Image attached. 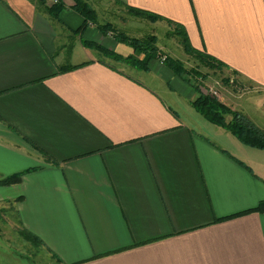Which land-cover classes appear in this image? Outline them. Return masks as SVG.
<instances>
[{
	"label": "crops",
	"instance_id": "0c3cea01",
	"mask_svg": "<svg viewBox=\"0 0 264 264\" xmlns=\"http://www.w3.org/2000/svg\"><path fill=\"white\" fill-rule=\"evenodd\" d=\"M116 1L249 82L218 98L264 132V0ZM52 3L0 0V180L35 168L0 202L22 230L57 264H264V215L220 221L264 201V149L201 120L192 83L158 59L108 64L83 41L132 50Z\"/></svg>",
	"mask_w": 264,
	"mask_h": 264
},
{
	"label": "rangeland",
	"instance_id": "374dc122",
	"mask_svg": "<svg viewBox=\"0 0 264 264\" xmlns=\"http://www.w3.org/2000/svg\"><path fill=\"white\" fill-rule=\"evenodd\" d=\"M86 1L90 3L102 22L106 24L110 23V26L114 29L118 28V30H115L119 33L127 36L130 35L128 36L129 38L138 39L154 35L156 37L155 46L157 49L159 48L158 53L160 54L157 59L160 61L166 56H170L182 62L184 67L191 73L187 74V76L185 75L186 78H188L194 86H198L199 91L210 93L217 98L221 89H227L232 93L244 95L253 92L252 85H250L249 82L226 73L222 66L217 65L216 67V64H212L211 67H209L208 65L206 66L199 63L198 60L186 54L180 43V39L175 35L169 36L175 29H172L166 22H162L160 25H153L151 23H155L158 20L152 22L144 18L133 17L128 13V8L122 7L116 0ZM97 22H100L98 18ZM111 35L112 32L108 36L115 42L124 45L122 47L127 48L125 50L131 49L130 46L119 42ZM106 49L110 50L108 48ZM110 51L115 52L114 50ZM104 59L106 58L104 57ZM107 60L108 64L121 71L129 72L128 67L132 68L125 63L116 62L111 58H107ZM162 64H164V61ZM192 70H196L195 72L200 74L201 77L195 75ZM195 94L197 97V93ZM201 118L202 117H200V119ZM16 207V202L13 201L0 202V264H57L47 252L40 248L39 243L35 241H26L23 238V230L17 219Z\"/></svg>",
	"mask_w": 264,
	"mask_h": 264
},
{
	"label": "trees",
	"instance_id": "16d2710c",
	"mask_svg": "<svg viewBox=\"0 0 264 264\" xmlns=\"http://www.w3.org/2000/svg\"><path fill=\"white\" fill-rule=\"evenodd\" d=\"M71 1L73 2L72 9H74L84 18L83 25L78 29V32L82 30L86 22L89 21L93 24L98 25L99 29H101L103 33L111 31L114 39L130 46L133 54L127 57H122L121 55L107 50L106 48L95 42L83 41V45H85L86 47L97 49L105 58H111L116 62H122L134 69L143 71H146L148 69V66L152 60L159 57L160 54L158 53L159 50L155 46L156 37L154 35L147 36L143 39L129 38L127 35L116 31L113 27L110 26V24L99 25L97 22V14L88 1ZM63 7L64 0H57L55 3H52L50 5L48 11L51 15L56 16ZM128 13L133 17L144 18L152 22L160 19L157 15L131 7H128ZM170 35L177 36L180 39V43L184 49V52L194 59L198 60L199 63L206 66L208 65L209 67H211L212 64H216V67L217 65L222 66V64L216 62V60H214L212 57L196 49H193L183 32L174 30L171 34H169V36ZM137 56L140 58H138ZM164 65L168 69H170L176 76L182 78L187 84L191 83L190 80L186 78L187 74L191 73H189V71L184 67L182 62L170 56H166L164 58ZM76 67L77 66L67 65L64 68H61L60 72L74 69ZM192 71L195 75L201 77L200 74L195 72L196 70ZM191 87L197 93V97L192 101V107L204 120L214 126L226 130L244 146L261 150L264 149V132H262L258 127L251 123L247 119V117L236 110H232L230 107L226 106L217 97L211 95L210 93H203L199 91L198 86H194L192 84ZM32 170H35V168L7 176L6 178L0 180V185L9 186L12 184H16L20 181L23 174ZM248 213H260L264 215V201H260L254 208L250 210L239 214H234L220 221H224ZM22 236L26 241H35L37 243H41L36 236L24 230L22 232Z\"/></svg>",
	"mask_w": 264,
	"mask_h": 264
},
{
	"label": "built area",
	"instance_id": "2783aa9c",
	"mask_svg": "<svg viewBox=\"0 0 264 264\" xmlns=\"http://www.w3.org/2000/svg\"><path fill=\"white\" fill-rule=\"evenodd\" d=\"M57 0H52L53 3H55ZM164 59H161L160 62L162 63Z\"/></svg>",
	"mask_w": 264,
	"mask_h": 264
}]
</instances>
